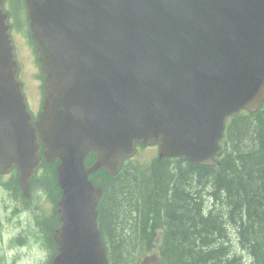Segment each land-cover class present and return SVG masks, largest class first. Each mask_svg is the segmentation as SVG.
<instances>
[{"label":"water","instance_id":"obj_1","mask_svg":"<svg viewBox=\"0 0 264 264\" xmlns=\"http://www.w3.org/2000/svg\"><path fill=\"white\" fill-rule=\"evenodd\" d=\"M46 74L43 111L27 110L0 0V171L27 191L42 159L57 158L67 225L53 264H108L96 229L99 190L88 174L161 138L195 156L224 117L264 98V0H26ZM200 135V136H199ZM203 137V142H195ZM97 153L89 167L84 159Z\"/></svg>","mask_w":264,"mask_h":264},{"label":"trees","instance_id":"obj_2","mask_svg":"<svg viewBox=\"0 0 264 264\" xmlns=\"http://www.w3.org/2000/svg\"><path fill=\"white\" fill-rule=\"evenodd\" d=\"M235 125L220 168L165 157L107 175L99 222L111 264H138L159 228L167 264H243L228 257L233 243L264 264V111Z\"/></svg>","mask_w":264,"mask_h":264},{"label":"rangeland","instance_id":"obj_3","mask_svg":"<svg viewBox=\"0 0 264 264\" xmlns=\"http://www.w3.org/2000/svg\"><path fill=\"white\" fill-rule=\"evenodd\" d=\"M5 7L8 11L10 10V14L12 15L10 22L13 25L12 36L16 57L20 63V79L23 81L29 108L34 114L39 110L38 84L40 83V68L37 62L36 50L30 41L26 9L24 8L22 0H7ZM34 99L37 103L32 102ZM143 150H140L135 158L146 159L152 154L151 147ZM12 175V173H9L5 176H1L0 179L3 181H11L13 179ZM36 195L37 193L35 192L33 197ZM8 196H12V190H7L0 185V230L2 231L0 238H3L2 240L0 239V256L4 257V251L7 258L2 264H46L49 258L48 250H44L34 244L32 236L28 233L31 225L24 223L23 220L22 222L24 225L22 226V229L26 231L27 241L20 245L19 249L15 248L16 245L10 247L9 240L15 239L17 232L21 229L18 224L16 225L18 218L22 217L26 221H29V218L34 216L35 210L30 206L24 213L19 214L17 211L13 212L12 206L8 208L13 199ZM35 203H37V201L33 199L31 205ZM49 204L46 202L41 203L43 206L41 210L48 211L51 207L50 202ZM157 252L158 249H156L153 254L151 253V255L147 256L145 264H158L160 258L159 253ZM15 256L17 258H15Z\"/></svg>","mask_w":264,"mask_h":264}]
</instances>
